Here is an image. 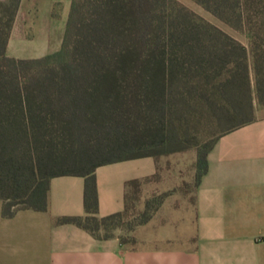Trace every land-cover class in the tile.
Returning <instances> with one entry per match:
<instances>
[{"label":"trees","instance_id":"1","mask_svg":"<svg viewBox=\"0 0 264 264\" xmlns=\"http://www.w3.org/2000/svg\"><path fill=\"white\" fill-rule=\"evenodd\" d=\"M193 1L242 31L248 47L175 0H72L61 49L14 59L5 51L19 0L0 5L4 217L45 211L51 178L79 176L88 215L58 222L101 237L100 227L132 209L141 183H127L123 212L99 219L97 167L193 149L197 185L216 141L200 147L203 124L221 127V137L256 119V106L264 107V0Z\"/></svg>","mask_w":264,"mask_h":264},{"label":"crops","instance_id":"2","mask_svg":"<svg viewBox=\"0 0 264 264\" xmlns=\"http://www.w3.org/2000/svg\"><path fill=\"white\" fill-rule=\"evenodd\" d=\"M180 155L97 167L95 217L124 211L130 181L142 189L150 180L159 194L184 186L185 179L167 166ZM84 183L79 176L51 178L45 211L4 217L0 200V264H264V117L219 137L207 155L206 173L191 193L182 190V205L168 211L174 221L150 225L151 233L139 227L132 246L119 235L96 237L58 222L88 215Z\"/></svg>","mask_w":264,"mask_h":264},{"label":"rangeland","instance_id":"3","mask_svg":"<svg viewBox=\"0 0 264 264\" xmlns=\"http://www.w3.org/2000/svg\"><path fill=\"white\" fill-rule=\"evenodd\" d=\"M6 1L0 0V5ZM175 1L202 20L216 26L248 47V37L242 31L234 30L219 21L201 5L193 0ZM71 2L72 0H19L7 41L6 56L14 59H38L58 52L62 46ZM255 117H264V107L256 106ZM221 130V127L203 124L201 132L198 134L200 147H205L217 140L221 135ZM178 154L181 155L173 158L167 166L170 168L172 175L185 179L186 184L184 186L181 185L174 190L169 189L165 193L159 194L154 193L150 180L145 179L144 187L139 190L138 195L129 196L131 199L133 198L134 203L127 215L121 220L107 222L106 226L100 227L96 234L101 237L119 235L128 241L126 244L132 246L134 242L133 235L139 227L145 226L147 227L145 233H151V229H148L150 225H155L153 228H157L159 222L167 224L168 220L174 221L173 217H168V211L182 205L183 201L177 200L179 194L184 190L191 193L196 185L195 150L192 149ZM147 202L148 207L145 206ZM159 211L160 214H158ZM146 217L148 220L139 225ZM153 217L154 224L151 221ZM182 228L189 231L187 225ZM190 231H192V227H190Z\"/></svg>","mask_w":264,"mask_h":264}]
</instances>
